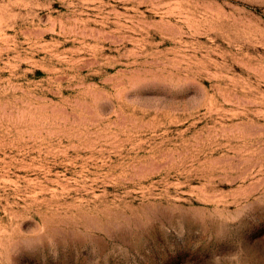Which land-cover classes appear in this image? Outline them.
Masks as SVG:
<instances>
[{"label": "rangeland", "instance_id": "1", "mask_svg": "<svg viewBox=\"0 0 264 264\" xmlns=\"http://www.w3.org/2000/svg\"><path fill=\"white\" fill-rule=\"evenodd\" d=\"M0 264H264V0H0Z\"/></svg>", "mask_w": 264, "mask_h": 264}]
</instances>
